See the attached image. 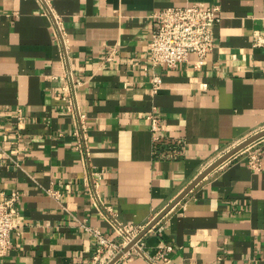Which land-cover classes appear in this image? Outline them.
<instances>
[{
	"label": "crops",
	"instance_id": "1",
	"mask_svg": "<svg viewBox=\"0 0 264 264\" xmlns=\"http://www.w3.org/2000/svg\"><path fill=\"white\" fill-rule=\"evenodd\" d=\"M47 1L65 41L40 0H0V196L20 194L0 264H93L97 243L83 223L117 240L114 221L144 229L264 129V0ZM193 3L219 5L216 47L201 65L192 55L156 68L154 92L151 15ZM69 73L84 115L78 134L64 99ZM254 142L259 169L237 152L114 264H154L164 245L168 264H264V136Z\"/></svg>",
	"mask_w": 264,
	"mask_h": 264
},
{
	"label": "built area",
	"instance_id": "2",
	"mask_svg": "<svg viewBox=\"0 0 264 264\" xmlns=\"http://www.w3.org/2000/svg\"><path fill=\"white\" fill-rule=\"evenodd\" d=\"M43 4V13L52 17L54 36L65 41V28L61 17L53 12V8L47 0H40ZM219 5L205 6L203 3H193L183 6H168L155 11L151 17L153 19V31L148 42L149 63L145 68L152 72L153 91L156 92L161 84V76L155 69L166 66L174 68L182 62H186L192 55L196 56V64L201 65L207 56L216 47L217 39L215 28L219 22ZM259 44V40L256 41ZM111 54L107 60H111ZM63 90L66 101V110L71 113L76 122V134L83 129L82 115L75 99V85L71 74L65 76ZM21 117L18 118L19 122ZM151 121V131L155 141H159V131L161 130V116L156 107L148 115ZM253 142L239 153L246 154L250 167L259 169L261 167V151ZM99 177V172H93ZM96 193V192H95ZM53 195L57 193L53 192ZM98 197H96L97 199ZM20 194L16 190L9 193H2L0 196V258L4 257L11 248V234L19 225L18 202ZM96 241L97 248L93 264H108L123 248L128 245L142 231V225L121 224L113 222L114 232L120 239H113L103 233L99 228L83 223L81 225ZM140 240L136 242L137 249H140ZM165 250L159 251L156 256L151 257L154 264H168L170 262L169 253L172 251L171 245L162 246ZM128 251L123 256L129 254ZM162 259V262L159 260Z\"/></svg>",
	"mask_w": 264,
	"mask_h": 264
},
{
	"label": "water",
	"instance_id": "3",
	"mask_svg": "<svg viewBox=\"0 0 264 264\" xmlns=\"http://www.w3.org/2000/svg\"><path fill=\"white\" fill-rule=\"evenodd\" d=\"M264 136V129L259 131L226 153H224L221 157H219L214 163H212L209 167H207L203 172H201L167 207L157 215L144 229L139 235H137L128 245H126L123 250L118 253L108 264H114L118 259H120L126 252H128L131 247L135 246L136 242L146 233L148 232L173 206H175L198 182H200L208 173H210L213 169L221 165L231 156L236 154L237 152L241 151L254 141L258 140L259 138Z\"/></svg>",
	"mask_w": 264,
	"mask_h": 264
}]
</instances>
